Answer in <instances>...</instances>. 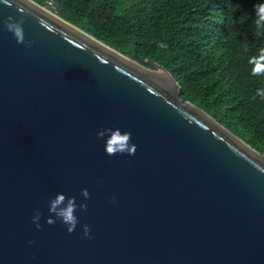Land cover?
<instances>
[{"label": "water", "instance_id": "1", "mask_svg": "<svg viewBox=\"0 0 264 264\" xmlns=\"http://www.w3.org/2000/svg\"><path fill=\"white\" fill-rule=\"evenodd\" d=\"M20 2L0 0V264H264V153L154 60ZM106 127L129 131L135 155H107ZM57 192L87 205L72 233L48 211Z\"/></svg>", "mask_w": 264, "mask_h": 264}, {"label": "trees", "instance_id": "2", "mask_svg": "<svg viewBox=\"0 0 264 264\" xmlns=\"http://www.w3.org/2000/svg\"><path fill=\"white\" fill-rule=\"evenodd\" d=\"M46 5L47 0H34ZM59 17L143 65L154 60L198 106L264 153V47L254 5L264 0H48Z\"/></svg>", "mask_w": 264, "mask_h": 264}, {"label": "clouds", "instance_id": "3", "mask_svg": "<svg viewBox=\"0 0 264 264\" xmlns=\"http://www.w3.org/2000/svg\"><path fill=\"white\" fill-rule=\"evenodd\" d=\"M3 3L9 7H11L13 3H15L16 8L19 12L23 13L25 11V8L21 6L22 3L20 2V0H3ZM46 3V5H49L50 1L47 0ZM46 5L43 6L46 7ZM49 9L52 11L50 7ZM254 9L256 15L254 24L259 34L260 31L264 30V2L254 5ZM2 23L3 27L7 31L12 33L18 44H25L26 46L31 45V41H27L25 39L22 26L23 17H21L19 20H16L12 16H8L5 20L2 21ZM40 23L44 25V21L41 20ZM258 53V55L251 56L248 60V63L252 65L251 74L254 76L264 74V47L260 48L258 50ZM257 94L264 97V91L262 90H258ZM96 135L98 138L104 139V151L107 155L113 156L117 153H126L130 156L135 155L136 145L130 142L132 137L129 131H121L120 128L106 127L98 130ZM80 192L85 199L89 198V192L86 188H82ZM112 201H115V197H112ZM78 208L83 211L87 209V205L83 202L77 205L76 197H66L65 194L60 192H57L54 197H50L48 201L49 213L54 214L56 218H59L61 220V222L66 226V230L68 233H72L76 229V226L78 224V217L75 215V212ZM41 215L42 213L37 209L34 211V214L32 216V221L37 229L41 228V224L39 222ZM45 222L49 225L54 224L55 219L53 218V215L46 217ZM83 233L85 237L91 238L90 228L88 225L83 226ZM29 243H34V241H30Z\"/></svg>", "mask_w": 264, "mask_h": 264}, {"label": "bare ground", "instance_id": "4", "mask_svg": "<svg viewBox=\"0 0 264 264\" xmlns=\"http://www.w3.org/2000/svg\"><path fill=\"white\" fill-rule=\"evenodd\" d=\"M45 9V8H44ZM50 13H52L53 15H55L57 18L61 19L60 17H58L55 13L49 11ZM62 20V19H61ZM64 21V20H63ZM65 22V21H64ZM81 31V30H80ZM101 43V42H100ZM106 46V45H105ZM108 47V46H107ZM110 48V47H109ZM113 50V49H112Z\"/></svg>", "mask_w": 264, "mask_h": 264}, {"label": "rangeland", "instance_id": "5", "mask_svg": "<svg viewBox=\"0 0 264 264\" xmlns=\"http://www.w3.org/2000/svg\"><path fill=\"white\" fill-rule=\"evenodd\" d=\"M46 7H48L49 8V6L48 5H46ZM146 61V60H145Z\"/></svg>", "mask_w": 264, "mask_h": 264}]
</instances>
